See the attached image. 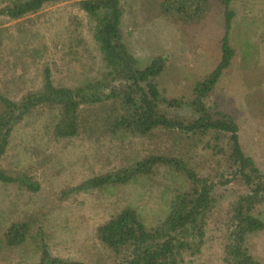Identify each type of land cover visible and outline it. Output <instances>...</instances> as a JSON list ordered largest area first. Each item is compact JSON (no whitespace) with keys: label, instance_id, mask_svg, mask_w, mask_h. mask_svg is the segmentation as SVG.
<instances>
[{"label":"rangeland","instance_id":"374dc122","mask_svg":"<svg viewBox=\"0 0 264 264\" xmlns=\"http://www.w3.org/2000/svg\"><path fill=\"white\" fill-rule=\"evenodd\" d=\"M10 1L0 0V9ZM160 2L121 0V42L139 69L155 59L163 61L164 69L154 79L161 96L191 105L196 85L220 62L223 19L212 7L194 22H176L157 15ZM231 9L235 16L229 40L235 55L205 104L235 119L242 150L264 178V102L257 99L264 91V0H232ZM93 25L77 1L47 4L17 20L0 15V93L19 102L42 86L46 70L56 87L78 88L98 81L114 85L92 37ZM246 54L250 60L244 62ZM257 76L259 86L254 84ZM184 105L162 110L187 119L193 111ZM105 117L98 111L84 115L78 135L69 139L54 136L57 115L48 109L34 112L15 127L1 166L13 177L26 175L39 190L30 193L18 184L0 183V264H38L42 242L53 257L70 263L125 264L127 250L109 249L97 238V229L127 207L137 212L146 229L158 227L169 215L175 195L187 190L190 181L164 166L124 186L76 193L71 189L153 155L180 159L199 176L226 173L218 171L221 155H213L211 136L112 134L95 120ZM221 147L224 143L215 148ZM241 193L243 189L232 183L215 187L203 244L195 254L183 252L182 264H227V211ZM253 214L264 222V202ZM30 218L31 235L42 232V239L33 236L19 249L5 247L2 237L8 228ZM246 249L264 264V230L246 237Z\"/></svg>","mask_w":264,"mask_h":264},{"label":"trees","instance_id":"16d2710c","mask_svg":"<svg viewBox=\"0 0 264 264\" xmlns=\"http://www.w3.org/2000/svg\"><path fill=\"white\" fill-rule=\"evenodd\" d=\"M59 1H77L80 9L93 21L92 37L114 85L104 86L103 82L98 81L78 88L56 87L49 70H46L42 86L24 95L19 102L9 100L0 93V183L18 184L30 193L39 190V185L26 175L13 177L1 166L15 127L38 110L48 109L56 113L53 132L60 139L76 137L83 125L84 115L96 111L104 113L106 117L95 120L103 127L105 124L106 132L112 134L121 132L143 138H153L159 132L165 136H211L215 147L224 143V148L218 151L215 147L211 148H214L213 155H221L218 171L224 170L226 175L215 173L199 176L180 159L153 155L111 174L89 179L70 192L124 186L164 166L183 174L190 181V187L175 195L169 215L158 227L146 229L137 212L127 207L97 229V238L109 249L114 252L127 250L125 264H182L183 252L190 250L195 254L200 251L206 220L214 208L215 187L232 183L243 189V193L227 211L230 212L231 224L225 246V261L227 264H263L248 253L246 237L264 230V222L253 214L256 207L264 202V178L253 159L242 150L235 119L217 106L205 104L235 55L229 40L235 16L231 9L232 0H161L157 5V15L171 16L176 22H194L196 18L209 13L212 7L218 10V17L223 19L224 34L219 42L220 62L196 85V99L191 105L166 100L161 96L154 79L162 73L163 61L155 59L144 69L136 67L135 59L121 42V0H11L0 9V15L17 20ZM244 57V62L250 60L248 54ZM245 67L250 68L247 63ZM260 77L257 76L254 82L257 86L261 84ZM257 96L258 102H264V91ZM183 105L193 111V115L187 119L168 116L162 110V106L169 109ZM217 177L219 180L216 183L214 179ZM33 221L30 218L13 223L3 234V245L19 249L25 247L33 236L42 239V232L31 235L30 223ZM39 248L38 264H81L53 257L43 242Z\"/></svg>","mask_w":264,"mask_h":264},{"label":"crops","instance_id":"0c3cea01","mask_svg":"<svg viewBox=\"0 0 264 264\" xmlns=\"http://www.w3.org/2000/svg\"><path fill=\"white\" fill-rule=\"evenodd\" d=\"M239 127V126H238ZM238 136H239V141H240V144H241V137H240V134H238Z\"/></svg>","mask_w":264,"mask_h":264}]
</instances>
